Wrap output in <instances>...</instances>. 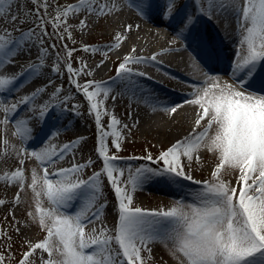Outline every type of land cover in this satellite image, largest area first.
Returning <instances> with one entry per match:
<instances>
[{
    "label": "snow or ice",
    "instance_id": "6c2138e0",
    "mask_svg": "<svg viewBox=\"0 0 264 264\" xmlns=\"http://www.w3.org/2000/svg\"><path fill=\"white\" fill-rule=\"evenodd\" d=\"M14 2L15 0H0V18H7ZM30 2L37 5L35 27L22 32L19 39L12 34L19 29H4L0 32V68L13 63V58L22 54V48L33 40L40 44L38 63L29 62V66L19 74L0 75V96L18 90L22 78L39 76L42 73L49 50L44 47L45 37L50 35L47 24H52L51 35L56 39L64 40L65 34L71 39V25L67 23L71 13L87 11L90 15L102 16L117 8L115 3L110 7L107 4L97 6V0H80L77 5L57 7L55 16L46 19L48 0ZM195 2L198 5L197 13L207 15L209 19L213 18L218 8L233 7L238 12V30L243 54L238 53L232 65V78L235 83L225 82L221 86L217 81L209 86L208 81H205L200 85L193 94L195 99L188 101L201 109L193 131L162 150L157 157L153 158L149 153L143 158L162 167L138 168L135 174H129L127 181L132 192L150 177H162L171 183H178L181 179L190 181L200 186L189 194L191 202L177 201L167 211H150L134 206L133 196L127 184L122 188L121 180L114 175L117 171L120 177L124 175L123 170H118L114 163L119 157L108 155L107 137H115L112 144L118 152L121 148L120 134L116 131H105L101 123V106L104 101L99 97L102 95L106 99L113 89L102 82L87 81L80 84L76 77L82 74L83 68H73L70 60L75 50L64 45L67 57L64 64L69 74V82L77 91L82 92L89 114L95 117L98 131L96 151L102 158L103 169L94 173L88 180L79 178V173L91 166L92 162L89 160L86 164H74L71 168H61L49 173L48 167L51 164L62 159L73 145L80 143L73 141L65 144L58 152L55 148L45 149L43 152L33 151L31 156L39 162L43 175H39L37 169L33 168L30 184L26 183L22 167L0 176V181H6L8 184L18 182L20 191L25 187L31 189L35 201V215L32 212L28 215L46 232L42 241L29 245L18 264H34L32 258L37 250L47 254L46 259L43 255L40 256L39 264H147L151 259L149 245L157 241L168 249L176 264H264V79L258 81L260 72L264 71V0H244L242 6H239L238 0ZM204 3L207 4V9L203 6ZM176 5L177 0H165L161 11L165 20L176 18L179 13ZM41 7L44 9V15L40 13ZM158 7V0H138L136 4L137 12L142 18H147ZM32 14L30 10L28 15ZM10 18L12 23L18 20L21 23L27 22L21 19L19 11ZM177 23V34L187 39L186 34H192L196 18L187 14ZM80 26H87L85 20L80 21ZM61 27L63 32L58 31ZM132 27L129 24L126 30L131 32ZM115 39L119 42L122 37L117 34ZM49 47L55 49L56 44L53 43ZM111 47H119V44H113ZM83 50L99 51L87 46ZM132 52H135L134 48ZM150 59L155 61L156 55ZM140 62H143V58L134 59L128 55L119 64L116 80L124 83L125 88L134 83L133 75H144L133 73L127 67L129 63ZM60 63V57L57 55L56 64L52 67L53 72L60 73ZM208 79L217 80L211 76ZM46 92L47 86L38 87L10 107L4 100H0V111L5 113V122L9 114L14 115L21 106L30 105ZM62 92L63 87L57 86L51 98L59 99ZM68 100L69 97L65 95L62 104H67ZM56 107L58 105L49 108L45 103L41 107L39 118L47 119ZM72 107L75 111L79 105ZM169 110L175 113L176 107ZM104 114L108 113L105 111ZM16 123L18 130L21 124L25 126L22 140L31 135L32 129L27 127V121ZM119 123L113 115L108 128L112 129ZM197 128L202 130L197 132ZM201 149L213 154L217 160L210 172V178L203 181L196 180L190 171L194 154H198ZM26 151L27 149L17 150V155ZM182 158H186V162ZM195 159L199 161V155H196ZM24 163V159L19 160L21 166ZM102 175L107 177L118 202V222L114 235L106 228H102L99 235L85 231L87 224L101 218L106 207V204L96 207L102 197ZM229 175L236 178L235 185L225 179V176ZM45 200L48 207H44ZM77 201H82L80 210L73 214L65 211ZM4 203V200H0V206ZM15 203H19V192ZM5 237L11 239L6 232L0 230V238ZM144 252L149 253V256H143ZM5 259V255L0 252V264H5Z\"/></svg>",
    "mask_w": 264,
    "mask_h": 264
},
{
    "label": "rangeland",
    "instance_id": "374dc122",
    "mask_svg": "<svg viewBox=\"0 0 264 264\" xmlns=\"http://www.w3.org/2000/svg\"><path fill=\"white\" fill-rule=\"evenodd\" d=\"M181 1L185 2V0H181ZM189 1L192 2L194 6L197 5L195 0H189ZM79 2L80 0H48L47 16L45 18L51 19L52 17H54L55 9L57 7L63 8L67 5H77ZM118 6H121L120 2ZM36 7L37 5L31 3L30 0H15V2L11 6L10 13L7 16V18H1L0 22L1 20L2 22H6L7 25L6 28L8 30L19 29V31H13L12 33L15 38L19 39L22 32H26L30 28L35 27L34 22L36 20V16H35ZM30 10L33 13L32 15H28V12ZM18 11L21 19L27 22L21 23L20 20L16 21L15 23L11 22V18H10L11 15L16 14ZM112 11L109 14L102 16H98L96 14L90 15L87 11L71 13L67 18V23L71 25V28L69 30L71 31L72 38L68 39L65 34V39L62 41L56 39L54 35H51L53 33L52 24L51 23L47 24L46 26L47 31L50 35L48 37H45L44 40V47L49 49L46 54L45 66L42 69V73L39 76L30 77L40 80L47 78L51 79L52 81L49 86V90H52L53 92L57 86L63 87V92L60 94V98L59 99L55 98L57 102L56 105H58L57 107L58 109L56 108L54 109L55 114L58 113L59 115L64 110L66 114H70L74 118H80L84 120L85 127L90 132V134L86 137V139H83L85 141L84 142L85 147L84 149H81V147L80 148L72 147L71 149V151H73V159L76 160L78 164H86L89 160L92 162L90 167L84 168L82 172L79 173V178L84 180H88L89 177H91L96 172H101L103 169V161L102 158L98 156V153L96 151L98 147L97 144L98 131L95 122V117L94 115L89 114L87 110V101L85 100L82 92L77 91L75 86L69 82V74L67 73L64 64V62L67 60L64 51V45H66L68 49L75 50L73 51L70 60V63L72 64L73 68L74 69L83 68L82 74L76 77V79L80 84H84L87 81H91L90 76L88 74L89 72L87 71V67L91 62L88 63L82 61V58L87 53L86 51L83 50L85 47H83L82 45H87L88 42H92V41L95 42V45L92 46L91 48L99 49V51L96 52L89 50L94 56L92 63H96L97 61H102L104 63L103 72L105 75L108 74L112 75L115 72H117V69L120 64L118 61L114 60L113 57H110V55L98 56L102 48L109 47L108 39L107 37H105V28H103L102 25H104L108 30L107 25L108 22L110 21V18L111 17L113 18V16L117 15ZM40 13L41 15H44L43 7L40 8ZM110 14H112V16L109 17ZM81 20H85L87 24L86 27L80 26ZM3 30L0 29V32H2ZM58 31L63 32V27L58 29ZM132 32L135 37V40L141 39L139 38L141 36V32L139 30L134 29V31ZM37 33H39V29H37ZM127 40H129L128 36H126V38L123 39V42L127 44L126 42ZM144 40L145 39L143 38V41ZM53 43L56 44L55 49L49 47V45ZM23 48L27 50L31 55H34V54H38L40 44L35 40H33ZM116 49L117 48L114 47L112 50L117 51ZM173 51H168L165 57L171 58L173 56H178L182 60L180 61L182 62V64L184 65L188 64V61L186 62L184 60L186 55L185 54L186 48L184 45L181 44L180 48L177 51L176 50ZM57 55H59L61 61L59 74L52 71V67L56 64ZM117 62L119 64H117ZM22 63L23 61L19 60L17 64L21 65ZM116 77H117V73L109 78V81L112 84L111 88L113 89V91L111 92L112 95L110 96V100H107L105 98H99V99H102L104 101L101 106V113H102L101 123L103 124L104 130L109 133H111L112 131H116L120 134L119 143L121 145V148L118 152L112 144V141L113 139H115V137L109 135L107 137L106 142L108 147V155L109 156L116 155L119 157V159L116 160L114 163L118 170L120 169L123 170L124 175L120 177L119 171H117V173H114V175H116L121 180V187L123 188L127 184L128 190L133 196L134 206L141 207L142 209L145 210L150 209L151 206L153 207L151 210L155 209V211H160V210L167 211L171 207H173L177 201H184L185 203H190L192 198L189 194L200 187L192 183H186L185 185H188V187L185 186L184 188L186 189H184V191H181V187L183 186V183L168 184L172 189V193L165 194L166 198L168 199L164 200V202L163 201L161 202V200H154L155 198L149 194L150 190L145 188L146 185H151L150 183L151 180H156L158 177H150L137 188V190L139 191L137 190L134 192L131 191V185L127 183L129 174L130 173L135 174L136 169L141 167H150L154 169H159L160 167H162V165L154 164L151 161H148L143 158L146 157L149 153H151L153 158L157 157L162 150H165L167 148V146L165 145L171 143V140L166 141L165 145L160 146L159 145L160 142L156 137L151 139L148 136L144 137L143 134L134 135L133 130L140 131L143 125L144 124L146 125L149 122V120H151V117L157 120V118L160 117L161 113L160 111L152 110L144 114L143 112H140L139 115H137L139 119L137 117H134L132 115L133 106L136 105L141 106L142 104V102L139 100L138 96L136 95L137 92L141 91L142 88L138 87L139 90H137L135 93L128 91L132 95L130 97V100L128 99L125 100L122 96L125 95V93L123 94L122 93L123 91L120 89L121 88L128 89V88L124 87L125 86L124 83L121 84V87L115 86L116 85L115 83L117 81ZM113 81H115V83H113ZM225 82L226 81L222 82L220 85L223 86ZM65 95L69 97V100L67 104H62ZM113 97H115V99H113ZM73 105H79V108L74 111L72 107ZM197 109L200 110L199 106L197 107ZM105 111L108 113L107 115L104 114ZM113 115L120 121V123L119 125L110 129L108 128V124L110 123L111 117ZM50 118L51 117H49V120H51V123H53V125L55 124V121L58 122L59 120L60 122L58 125H61L62 121L63 123L66 124L72 122V120L67 118L66 115H64V117H61L59 120L55 119L56 116L55 117L53 116L51 119ZM2 119L3 117L0 116V150L1 148L3 149L6 148L8 150V146L12 144L11 142L8 141V139L12 135L11 133L12 131L10 130V127L6 125V123H3L4 120ZM138 127L139 129H137ZM182 131H178V133L182 134ZM62 132H63L62 130L58 131L57 139L60 141L65 140V136H63ZM179 134L177 135L179 136ZM127 139L129 141H126ZM5 140L7 141V143H5ZM25 149H29V147ZM17 150L10 151L9 153L2 154L0 156V166H1L0 168H4L2 169L3 171L2 173H0V176H3L5 173H11L15 169L22 167L26 177V183L30 184L31 170L33 168H36L37 173L39 175H43V169L39 165V162H37V160L33 156H31V153H29L28 150L24 153H21L20 155H17ZM196 155H199L200 159L199 161L193 159L190 171L192 174L195 175V177L198 178V180L201 181L207 180L210 178V174H205V175L199 174L200 171L199 169L200 168H206L210 170L213 169L215 163L217 162L216 157L213 154L208 153L203 149H201V151L198 154H194V157ZM20 159H24L25 161V163L22 166L19 164ZM182 160L186 162V158H182ZM225 179L230 180L233 183V185H235L236 183V178L234 176L231 175L225 176ZM100 184L102 187V197L98 201V203L106 204V207L103 209V214L101 218L99 220H94L96 223L100 225L98 226L95 225V227H88V225H86L85 231L86 233L97 235V233L102 228H106L109 230L111 234L114 235L115 226L118 222V202L115 193L112 189V186L108 182L106 176L102 175L100 177ZM88 191L91 192V189H89ZM18 192H19V203L17 204L15 203V199ZM135 192H139L140 195L139 198L138 196L134 195ZM1 195L12 196L14 197V199L11 203L9 204L4 203L3 206H0V230H3L4 232L7 233V236L11 237L10 240H8L6 237L0 238V252H2L6 257L5 264H18V261L21 259L22 254L29 249V245L42 241L46 235V232L41 230L38 224L34 223L32 221V218L28 215L29 212H32L35 215L34 195L30 188L25 187L23 191H20L18 182H13L12 184H8L6 181H0V200L2 198ZM186 195L187 197H185ZM184 198H188V200H185ZM73 205L70 208L65 209V211L72 214ZM48 206L49 205L45 200L44 207H48ZM17 229H19V231H17ZM93 229H95L96 231L93 232L92 231ZM149 247L151 248V254H150L151 259L147 261V264H176V261L170 256L168 249L161 242L159 241L154 242L150 244ZM41 255H43L45 259L47 258L46 253H42L40 250H37L32 258L34 264H39ZM142 255L148 257L149 253L144 252L142 253Z\"/></svg>",
    "mask_w": 264,
    "mask_h": 264
},
{
    "label": "bare ground",
    "instance_id": "6f19581e",
    "mask_svg": "<svg viewBox=\"0 0 264 264\" xmlns=\"http://www.w3.org/2000/svg\"><path fill=\"white\" fill-rule=\"evenodd\" d=\"M183 1L177 0V7L181 12L185 10V6L187 5ZM119 2L121 3V6H118ZM134 0H97V4H107L109 7L115 3L117 5L116 9H113V13H116V16H113V18H110V21L108 22V30L107 28L102 25L103 28H105V37H107L109 42L108 48H102V50L99 52L98 56H109L113 57L114 60L118 61L119 63L123 62V59L125 56H132L134 59L143 58V62L140 63H129L127 65L128 68L131 69L133 73H143L144 75H133L132 81L134 83L131 84L128 89H120L122 90L123 98L125 100H130L131 93H135L138 89V87L142 88L141 91L137 92V96L139 100L142 102L141 106L136 105L133 106V112L132 115L134 117H139L140 112L146 113L152 110L160 111L161 115L157 120L151 117V120L142 127V131L140 130H133L134 135L143 134L144 137L148 136L151 139L157 138L160 142V146L165 145L166 141L171 140V143L166 144L167 148L174 143L177 140H181L184 137H187L189 133L193 131V129L196 127L195 121L198 118V113L201 111V109H197L198 106L194 104L188 103L189 100L195 99L194 93L197 92L198 87L202 85L205 81H208L209 86L213 83H216L218 81L219 84H221L224 81H228V83L234 84V79L231 77V75L227 72L225 73H219L218 77L216 76V73L212 75L213 77L217 78V80H209V76L205 75L201 72H197V75L194 79L190 78L189 72L196 71L195 65L190 60L189 57L185 55L184 60L187 62V65L182 64V61L178 56H173L171 58H166L165 55L168 53V51L178 50L181 46L180 41L178 40L181 38L180 35L177 34L178 28L176 26L177 21L183 17L184 15H178L177 19L174 21V23L167 24L164 21L160 19H155L151 15H149L147 18H142L136 9V5L133 3ZM231 2V0H229ZM239 6H242L244 3V0H238ZM186 4V5H185ZM192 5V3H190ZM205 8L207 9V4L204 3ZM192 7V6H190ZM191 9V8H190ZM157 14V13H156ZM237 14V16H235ZM192 15L196 18V21H199L195 26H200L204 29V37L203 38L206 43L209 46H213L215 44V41L218 37H228L232 39L234 42L240 44V32L238 30L237 26L238 24V12L233 7H228L227 9L218 8L215 10L213 18L209 19L207 15H201L198 14L195 11L192 12ZM112 16V14L109 15V17ZM1 19V18H0ZM203 21L206 23H203ZM131 24L132 30L131 32L126 30V26ZM139 26L138 28L136 26ZM11 26V25H9ZM6 22H0V29H7L6 28ZM134 29H137L141 32V38L140 40H135V37L133 35ZM198 34V38L201 39V34L196 31ZM117 34H120L122 39L121 41H116L115 36ZM128 36L129 40H127V44L123 42V39ZM143 38L145 39L143 41ZM119 44V47H116L117 51H113L112 49L114 47H111L113 44ZM80 45V44H79ZM95 45V42H88L87 45H82L83 47L87 46L91 48ZM131 45V46H130ZM135 49V52H132V49ZM112 50V51H111ZM86 55L82 58V61L85 62H91L89 66L87 67V71L90 73V79L94 82H102L110 87H112L109 78L112 75H115L117 72H115L112 75H105L103 72V62L97 61L96 63H92L93 55L90 51H86ZM174 52V51H173ZM97 54V53H96ZM94 54V55H96ZM156 55V60L152 61L150 58L153 55ZM211 54V53H210ZM219 57L221 56V53L218 52L216 54ZM216 56V57H217ZM38 54L31 55L27 50L22 48V54H19L16 56L15 60H13V63L8 64L7 66H3L0 68V75H14L19 74L22 70L26 69L29 66V62L32 63H38ZM19 60L23 61V63L17 64ZM117 62V64H119ZM48 63V62H47ZM97 65H100V67H97ZM26 67V68H25ZM115 71V70H114ZM113 78V77H112ZM189 78L192 80V82L196 85V89L192 90L193 86H187V83H183L181 80H189ZM115 80V79H114ZM49 81H52L51 79H36V78H22L20 82V87L18 90L11 92V93H5L3 96H0V100H4L6 104L10 107L12 104H16L21 97H24L26 95H30L36 88L47 86V92L38 96L37 99L32 102L30 105L27 106H21L15 114H9L7 122H5V113L3 111H0V116L3 117L2 120H4L3 123H6L7 126L10 127V130L12 131L11 137L8 139L9 142L12 144L8 146V150L5 148H1L0 150V156L2 154L9 153L13 150H20L25 149L24 147H29L27 149L29 153H32L33 151L37 152H43L45 149L51 150V148H55V150L58 152L60 149L63 148L65 144H69L73 141H80L78 145H73V147H81V149H84L85 147V141L83 139H86V137L90 134V132L85 127V122L83 119L80 118H74L70 114H66V112L63 110L59 115L58 113L55 114V110L53 109L51 113L49 114L52 118L53 116L59 120L61 117H64L66 115L67 118L71 119V123H61L60 130L63 132V136H65V140H58L55 138L56 135L53 134V123H51V120L48 121V126L42 122L40 116V110L41 107L47 103L49 105V108H51L52 105H56L55 98H51V94L53 93L52 90H49ZM190 81V80H189ZM115 86H120L121 83L119 80L116 81ZM171 86H174L171 89ZM125 87V86H124ZM192 90V91H191ZM252 90V89H250ZM127 91V92H126ZM129 91V92H128ZM181 93H178L180 92ZM202 94V93H201ZM111 92L109 96L106 98L107 100H110ZM169 99H162L163 97H171ZM134 97V96H132ZM99 98H104L102 95ZM110 104V103H109ZM171 107H176V112L172 113L169 109ZM27 110L26 113H24L21 110ZM56 109H58L56 107ZM155 117V116H154ZM50 118V119H51ZM74 118V119H73ZM27 121V127L32 129L34 127H39V132L35 133L31 132L30 136H27L25 139H21V135L24 134V125L21 124L18 130L17 123L16 122H22ZM30 121L33 122L30 123ZM53 121V120H52ZM60 120L58 122L55 121V125H58ZM204 122H202L203 124ZM40 125V126H39ZM133 125V124H132ZM131 125V126H132ZM134 127V126H133ZM59 128H56L58 130ZM139 129V127L137 128ZM184 130V131H182ZM202 128H197L196 131H200ZM178 131H182V134H179ZM142 132V133H141ZM184 132V133H183ZM179 134V136L177 135ZM176 135V137H175ZM173 138V139H172ZM6 141V140H5ZM13 141V142H12ZM19 141V143H18ZM126 141H129L128 139ZM67 142V143H66ZM23 143V144H21ZM14 144V145H13ZM159 146V147H160ZM15 147V148H14ZM207 154V153H206ZM55 155V153H53ZM200 159V158H199ZM194 160L195 157H194ZM38 162V161H37ZM74 164L79 165L76 160L73 159V151L71 149L66 152L62 159L57 160L55 163L51 164L48 167L49 173L56 172L58 169L61 168H71ZM199 164V163H198ZM1 167V166H0ZM199 167V166H197ZM2 169L0 168V173H2ZM199 174L205 175L210 174V172L213 169H206V168H200ZM192 174V173H191ZM196 180H198L197 177H195L194 174H192ZM161 178V177H158ZM164 182V181H163ZM183 183V186L181 187V191H184L185 186L188 187V185H185L186 183H192L190 181L186 180H180L177 184ZM193 184V183H192ZM146 189L150 190L149 194L154 197V200H161V202L164 200H167L165 196V192L159 190L156 186L152 185H146ZM144 188V189H145ZM139 191V190H137ZM135 196L140 197L139 192H135ZM1 200H4L6 204H9L13 201L14 197L12 196H4L1 195ZM80 205V208L82 207V201H77ZM99 203H97L96 207H99ZM153 207L150 206V211ZM95 210V209H93ZM74 213V212H73ZM72 213V214H73ZM88 227H95V225H100L93 221L92 223L87 224ZM100 234V231L97 233V235Z\"/></svg>",
    "mask_w": 264,
    "mask_h": 264
}]
</instances>
